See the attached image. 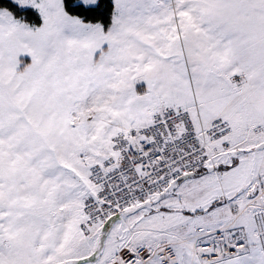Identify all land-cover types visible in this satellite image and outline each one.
Listing matches in <instances>:
<instances>
[{
	"label": "snow or ice",
	"instance_id": "obj_1",
	"mask_svg": "<svg viewBox=\"0 0 264 264\" xmlns=\"http://www.w3.org/2000/svg\"><path fill=\"white\" fill-rule=\"evenodd\" d=\"M0 264H264V0H0Z\"/></svg>",
	"mask_w": 264,
	"mask_h": 264
}]
</instances>
